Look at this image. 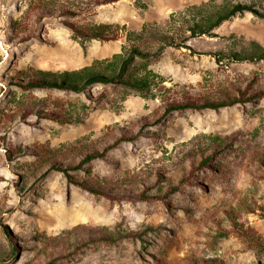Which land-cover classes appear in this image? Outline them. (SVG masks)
Wrapping results in <instances>:
<instances>
[{"label":"rangeland","instance_id":"rangeland-1","mask_svg":"<svg viewBox=\"0 0 264 264\" xmlns=\"http://www.w3.org/2000/svg\"><path fill=\"white\" fill-rule=\"evenodd\" d=\"M35 1L0 0V264H264V58L231 55L251 41L264 47V0H233L253 10L150 58L161 80L147 97L120 83L76 93L24 89L17 78L121 52L124 37L81 41L71 22L139 30L206 0H49L69 11L25 18ZM243 90L259 96L165 112L173 99ZM104 147V157L77 169L49 160L65 166ZM204 151L215 152L209 164L178 183ZM169 181L179 190L149 201L112 195L146 186L163 193ZM229 211L249 234L234 227Z\"/></svg>","mask_w":264,"mask_h":264},{"label":"trees","instance_id":"trees-1","mask_svg":"<svg viewBox=\"0 0 264 264\" xmlns=\"http://www.w3.org/2000/svg\"><path fill=\"white\" fill-rule=\"evenodd\" d=\"M118 0H88L89 4H105ZM91 6V5H90ZM253 10L250 5L234 2L233 0H206L199 4H191L179 11L171 12L167 23L163 26L156 22L145 23L139 30H131L125 24L119 23H76L71 22V27L75 31L77 38L81 41L89 39H98L101 41L116 40L124 37L125 42L122 45L121 52L113 54L109 58L94 60L90 65L83 66L78 69H66L59 71L36 69L32 72H24L22 78H17L21 88H55L67 92H87L96 83L102 84H123L125 87L141 93L143 96H156L154 92L155 86L160 82L161 77L153 73L148 68V61L153 56L160 54L168 47H179L184 40L191 37L201 35H210L214 29L221 25L224 21L232 18L244 10ZM65 6H61L56 2L49 0H37L33 2L26 15L36 14L39 17L51 14L53 12H68ZM231 55L234 58H246L249 60L264 58V47L257 41H251L248 49L233 51ZM136 59L140 61L138 64L134 62ZM158 78V79H157ZM259 93L248 94V90H243L240 95H227L221 98H189L183 100L173 99L166 103L165 112L171 110H182L186 108L218 109L224 106H230L237 102H246L258 97ZM25 114V110H22ZM56 114V113H54ZM55 116L68 120L67 116L56 114ZM123 138V136H121ZM124 138L133 139V135H125ZM108 147L102 150L97 148L86 149L80 153L81 159L76 163L66 164L62 166L57 160L50 158L51 164L64 168H81L84 164L94 159L102 158L106 154ZM21 148L10 150L13 154ZM215 152H201L199 160L192 159L191 167L188 173L178 182L188 179L190 172L193 173L199 168L206 167L213 159ZM80 184L87 189L98 192L102 189L99 185L92 183L89 179H77ZM160 183V182H158ZM178 183L174 181L167 182V189L161 193H149V186L141 190L124 188L118 193L112 195L120 199L131 200H152L167 195V193L179 190ZM234 221V227L238 231L249 234L247 230L236 221L232 211L228 212ZM240 226V227H239ZM96 234L100 238L114 239V237L104 231H98ZM12 238V237H11ZM13 240V239H12ZM13 244L18 249V245L13 240ZM11 251L10 255H15Z\"/></svg>","mask_w":264,"mask_h":264}]
</instances>
